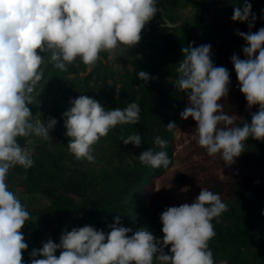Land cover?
<instances>
[{
  "label": "clouds",
  "instance_id": "clouds-1",
  "mask_svg": "<svg viewBox=\"0 0 264 264\" xmlns=\"http://www.w3.org/2000/svg\"><path fill=\"white\" fill-rule=\"evenodd\" d=\"M158 12L157 0H0V264H22V252L28 248L21 229L30 214L6 182L17 165L25 170L34 165L32 151L21 146L18 137L35 135L48 141L57 124L55 118L35 119L29 107L44 77L41 65L47 62L67 72L69 65L79 66V61L91 71L101 52L138 45L142 30ZM232 20L248 22L249 29L254 26L256 16L248 0L234 7ZM169 26L166 20L161 22V27ZM236 34L245 41V58L231 57L239 91L247 110L258 106L250 122L237 125L238 115L229 114L225 103H219L227 100L230 73L214 65L211 45L182 47L174 81L188 101L180 118L196 122L192 139L208 156L219 155L226 165L236 162L249 138L264 141V27L248 33L237 29ZM137 76L146 83L155 79L145 71ZM69 104L62 114L64 135L77 160L94 162L93 145L117 125L140 121L136 102L109 110L94 98L80 95ZM176 128L174 122L166 126L168 131ZM120 139L125 146L142 143L138 132L121 134ZM154 144L161 150L141 152L139 162L153 169L168 168L171 160L163 150L168 142L157 136ZM226 211L219 193L201 188L190 204L166 207L160 213L162 238L143 228L129 235L132 229L122 226L118 215L108 233L85 225L62 231L59 243L49 238L30 252L29 264H216L209 248L216 236L212 221L219 223ZM218 264L228 262L221 259Z\"/></svg>",
  "mask_w": 264,
  "mask_h": 264
},
{
  "label": "trees",
  "instance_id": "trees-1",
  "mask_svg": "<svg viewBox=\"0 0 264 264\" xmlns=\"http://www.w3.org/2000/svg\"><path fill=\"white\" fill-rule=\"evenodd\" d=\"M207 1L157 0L159 12L142 30L141 41L135 47L142 51L157 50L165 57L175 58L176 61L166 70L154 61L139 59L129 60L117 72L101 59L89 72L83 64L69 65L67 72L55 69L47 62L46 67L41 65L44 77L37 85L43 84L49 75L51 80L45 87V93H55L54 104L51 108L34 107V103L29 107L34 116L40 115L44 120L55 118L57 124L50 132L51 140L42 139L35 146L33 167L25 170L17 165L7 177L10 191L40 195L48 202L46 209L36 216L40 219L33 221L29 213L30 218L21 229L25 240L27 234L32 235L35 249L41 248L49 238L59 243L62 231L85 225L108 233L111 231L108 226L118 215L122 226L132 229L129 235L143 228L156 236L161 223L159 216L164 208L160 206L150 211L143 199L148 188H154L160 179L163 192H168L166 188L172 186L186 189L191 201L199 195L201 188L221 195L228 211L222 214L219 223L215 219L212 221L216 236L209 242L216 264L221 259L227 260L228 264H264V141L249 138L244 152L231 165H226L219 155L208 156L193 139L178 149L183 133H195L196 128L191 117L183 120L179 115L188 104L186 93L174 86L177 64L183 58L182 47L211 45L214 65L225 67L230 73L227 100L222 99L219 103H225V111L229 114L238 115L237 125H242L244 120L250 122L251 113L258 111V106L247 110L231 57L235 54L240 58L245 46V41L236 34L237 29L248 33L264 27V0L249 1L256 16L251 29L248 22L232 20L234 9L222 20L211 24L204 39L194 35L204 22L200 15L189 36L181 34L183 28L180 27H161L164 18L172 24L180 21L179 6L200 8ZM237 6L242 7L243 4L238 3ZM231 23L235 27H231ZM101 56H104L103 52ZM139 71H145L155 79L146 83L138 78ZM82 73L85 75L81 76ZM80 95L94 98L109 110L123 109L131 102H136L141 109L139 124L117 125L93 145L95 160L92 163L77 160L69 152V141L64 135L62 114L70 107L69 101ZM169 122H174L177 128L168 131L166 126ZM177 129L179 137L175 135ZM134 132L141 134V145L125 146L120 135L127 137ZM157 136L168 142L163 150L168 153L171 163L166 169L141 165L138 159L143 151L161 150L154 144ZM30 137H18V142L28 147ZM171 167H175L173 178L168 174ZM221 168L233 172L223 178L211 173ZM22 258V264H29L30 255L22 252Z\"/></svg>",
  "mask_w": 264,
  "mask_h": 264
},
{
  "label": "rangeland",
  "instance_id": "rangeland-1",
  "mask_svg": "<svg viewBox=\"0 0 264 264\" xmlns=\"http://www.w3.org/2000/svg\"><path fill=\"white\" fill-rule=\"evenodd\" d=\"M249 1L250 0H248V2ZM238 3L243 4L244 0H208L205 6L200 8L193 7L192 5L186 7L179 6L177 12L180 14L181 19L180 21H178L180 22V25L178 27L183 28L181 34L185 33L188 36L191 35L190 30L193 27L197 16L200 15L203 18L204 22L198 32L193 34L200 39H204L207 34V29L210 27V25L214 22L222 20L227 14H229V12L234 9L235 6L238 5ZM231 27H235V24L231 23ZM179 35H176L175 37H178ZM103 53L104 56H101L100 59L109 67L114 69L116 72L122 70L123 67L126 66L128 61L131 59L154 61L160 66H162L164 70H166L170 65H172L176 61V59L173 57H165L161 55L157 50L142 51L139 47L135 46L131 49H128L127 46L119 45L112 53ZM240 58L244 59V54L241 55ZM77 63L79 64V66L82 65V63H79V61H77ZM87 72H89L88 69ZM80 75L84 76L85 74L82 73ZM50 80L51 79L48 75L43 84L36 86L35 91L32 94L34 97V107H53L54 98L56 97L55 93L51 95H47L45 93V87L49 85ZM34 118L42 119L40 115L34 116ZM194 134L195 133L188 131L184 132L180 138L181 142L178 143V149H182L186 144H188ZM175 135L179 137V129H177ZM41 140L42 138L36 137L35 135H31L30 141L28 143V148L32 151L33 154L35 152V146L39 144ZM180 165H182V163ZM174 169L175 167H171L168 170L169 178H173L171 175H173ZM232 172L233 170L231 169L226 170L223 168L211 171L213 175H216L219 178L231 175ZM257 172H259V170H257ZM6 182L8 183V181ZM8 186H10L9 183ZM163 190V183L160 179H157L154 188H148L147 192L144 195L143 202L146 204L150 211H153L160 206H163V208L165 209L166 207L179 206L183 203L190 204L192 202L190 199L189 190H181L178 189L176 186L166 188L168 192H163ZM15 194L18 196L21 203L25 206L26 210L31 213L32 220L38 221V219L40 218L36 216L38 213L46 209L48 205L47 200L41 197L40 195H24L21 193ZM161 228L162 224L160 223L157 227L156 237L158 238H162L163 236ZM25 242L28 244V248L23 252L29 255L30 252L35 249L33 246L32 235L27 234ZM59 254L60 250H58L56 253L57 257L59 256ZM40 258L42 257H37V259Z\"/></svg>",
  "mask_w": 264,
  "mask_h": 264
},
{
  "label": "water",
  "instance_id": "water-1",
  "mask_svg": "<svg viewBox=\"0 0 264 264\" xmlns=\"http://www.w3.org/2000/svg\"><path fill=\"white\" fill-rule=\"evenodd\" d=\"M164 19H165V20L168 22V24L170 25L169 28H177V27L180 25V22H177V23H175V24H172V23L169 22L168 19H166V18H164Z\"/></svg>",
  "mask_w": 264,
  "mask_h": 264
}]
</instances>
